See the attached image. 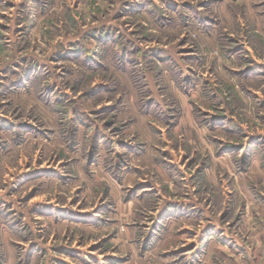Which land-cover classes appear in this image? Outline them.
<instances>
[{
  "label": "rangeland",
  "instance_id": "1",
  "mask_svg": "<svg viewBox=\"0 0 264 264\" xmlns=\"http://www.w3.org/2000/svg\"><path fill=\"white\" fill-rule=\"evenodd\" d=\"M0 264H264V0H0Z\"/></svg>",
  "mask_w": 264,
  "mask_h": 264
}]
</instances>
